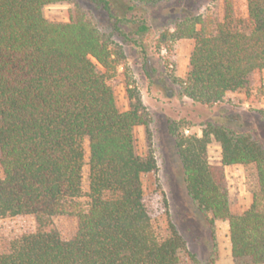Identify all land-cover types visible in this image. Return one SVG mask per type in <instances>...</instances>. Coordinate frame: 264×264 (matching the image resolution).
<instances>
[{
    "label": "trees",
    "instance_id": "trees-1",
    "mask_svg": "<svg viewBox=\"0 0 264 264\" xmlns=\"http://www.w3.org/2000/svg\"><path fill=\"white\" fill-rule=\"evenodd\" d=\"M71 0H0V222L33 218L35 229L0 235V264H180L183 238L160 240L145 205L143 177L157 171L154 156L142 158L134 130L149 115L129 91L130 110L121 112L110 80L116 61L110 39L80 9L69 23H51L50 5ZM112 10L110 0H89ZM170 0H128V10ZM233 0L220 16L214 3L186 17L171 37L194 43L181 95L213 107L228 94L247 90L264 70V0H247V16L236 17ZM147 30L140 27L138 33ZM215 139L220 164L209 161ZM88 140L89 192L84 194V142ZM187 195L228 222L233 259L264 264V149L250 134L208 126L203 137L176 143ZM255 166L258 188L250 208L231 212L225 168ZM86 199V201H83ZM78 221L63 240L57 216Z\"/></svg>",
    "mask_w": 264,
    "mask_h": 264
},
{
    "label": "rangeland",
    "instance_id": "rangeland-1",
    "mask_svg": "<svg viewBox=\"0 0 264 264\" xmlns=\"http://www.w3.org/2000/svg\"><path fill=\"white\" fill-rule=\"evenodd\" d=\"M225 0H170L155 6H140L129 11L128 0H110L115 8L89 0L50 5L43 9L51 23H69L77 9L93 19L102 34L110 39V46L119 63L117 74L110 80L117 107L130 110L129 91L138 94L149 115L147 126L134 130L137 155L152 154L157 171L143 177L145 205L151 227L160 240L172 232L178 233L185 247L180 264H244L236 262L231 253L228 222L210 223L211 215L204 212L187 195L182 164L176 143L181 137H203L209 125L228 127L250 134L264 149V70L249 79L247 90L229 94L213 107L194 103L181 95L176 80L189 72L192 41H176L170 35L186 17L204 13L214 3L220 16ZM235 16L246 17L247 0H233ZM147 30L138 33L140 27ZM84 194L89 192V142H84ZM221 145L211 139L208 154L212 164L222 160ZM231 212L242 214L252 204L258 181L255 166L225 168ZM3 173L0 166V179ZM83 201H86L84 199ZM60 237L72 239L78 229L76 218L62 215L54 218ZM35 229L33 218L0 222V235H18Z\"/></svg>",
    "mask_w": 264,
    "mask_h": 264
},
{
    "label": "crops",
    "instance_id": "crops-1",
    "mask_svg": "<svg viewBox=\"0 0 264 264\" xmlns=\"http://www.w3.org/2000/svg\"><path fill=\"white\" fill-rule=\"evenodd\" d=\"M229 95V94H228Z\"/></svg>",
    "mask_w": 264,
    "mask_h": 264
}]
</instances>
